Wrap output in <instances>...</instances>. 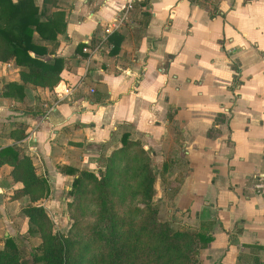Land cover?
<instances>
[{"label":"crops","instance_id":"1","mask_svg":"<svg viewBox=\"0 0 264 264\" xmlns=\"http://www.w3.org/2000/svg\"><path fill=\"white\" fill-rule=\"evenodd\" d=\"M34 2L42 18L65 22L39 55L63 66L55 84L27 82L15 99L2 85L21 81L23 66L0 61V144L17 145L47 177L42 203L71 187L69 168L97 169L126 132L158 178L173 180L174 205L209 226L222 264L240 251L264 259V0ZM33 40L44 42L35 30ZM11 168L0 165V245L26 221Z\"/></svg>","mask_w":264,"mask_h":264},{"label":"trees","instance_id":"2","mask_svg":"<svg viewBox=\"0 0 264 264\" xmlns=\"http://www.w3.org/2000/svg\"><path fill=\"white\" fill-rule=\"evenodd\" d=\"M52 0H43L50 3ZM45 6L39 7L34 0H0V61L14 58L22 65L21 81L9 80L2 85L1 93L15 99L24 97V85L52 86L60 78L63 58L54 56L47 60L39 55L47 51L46 41H56V34L65 27V22L56 15L42 18ZM37 31L44 42L33 40ZM116 51L122 40L121 34L109 35ZM83 43L78 44L81 50ZM33 53V54H32ZM12 165L10 173L22 186L15 189V197L25 196L27 204L21 208L27 217V233L38 234L40 242L31 252L32 261L42 264H83L89 256L96 255L97 264H117L130 261L132 264H183L190 252L207 247L212 239L209 226L204 223L196 230L173 227L168 222L157 220V208L153 205L158 169L140 139L128 138L125 132L120 146L115 147L97 168H69L77 173L68 193L77 203L91 196L98 201L94 219L88 221L78 238L70 232L55 229L43 204L38 199L49 194L47 177L36 172L30 155L21 152L15 144H0V165ZM163 170L167 164L163 163ZM161 174V173H159ZM140 194L143 207L134 205L119 211L116 200L124 202L128 189ZM139 209L141 221L132 222L128 215ZM82 231V230H81ZM13 234H7L0 245V264H28L19 243ZM193 244L191 248L187 245ZM256 262L260 259L254 256ZM124 264V263H123Z\"/></svg>","mask_w":264,"mask_h":264},{"label":"rangeland","instance_id":"3","mask_svg":"<svg viewBox=\"0 0 264 264\" xmlns=\"http://www.w3.org/2000/svg\"><path fill=\"white\" fill-rule=\"evenodd\" d=\"M100 165V164H99ZM155 168L156 164L154 163ZM99 167V166H98ZM101 167L103 168V163H101ZM96 173H98L97 169H92ZM173 180L165 178L162 182L159 178L155 181L156 191L153 195V205L157 208L156 217L157 220L161 223L164 221L168 222L169 225L173 227H187L189 230H196L197 227L193 226L190 223V220H193L191 217V212L187 210H179L177 206L174 205L172 201V192L174 186L172 185ZM167 186V189L164 188ZM68 189L63 190L58 195L57 202L45 201V205L42 203V199H38L37 203L43 204L48 215L50 216L54 228L61 230L65 233L70 232L74 237L78 238L83 234L84 228L83 226L90 220L94 219L97 215L98 211V201L88 196L81 201V203H77L71 194L68 193ZM136 190L128 189L124 202L120 203L118 198L116 200V206L119 211L127 208L128 206H136L138 208L143 207V201H141L140 194L135 192ZM47 197V196H46ZM53 198V197H52ZM27 198L23 197L22 204L20 205V214L24 217V214L21 211L23 205L29 203L27 202ZM48 206H47V205ZM26 217V216H25ZM129 219L132 222L141 221L142 215L139 209L133 210L128 215ZM16 230H14L13 235L17 239L16 241L19 243L21 251L23 253L24 258L28 260V264H42V262L32 261L31 252L36 249V245L40 242V238L38 234H29L27 233V217L25 220H20V224H16ZM82 230V231H81ZM2 234H0V242H2ZM193 246L192 243L187 245V248H191ZM246 250V249H245ZM250 251V250H249ZM252 251V250H251ZM250 251V252H251ZM243 251L237 254V259L235 260V264H264V259L255 261L254 255L251 253L250 257H245L242 255ZM248 252V251H245ZM213 252L212 249L208 247H199L198 249L191 251L189 257H187L183 264H222L221 263V252L216 253L215 257H212ZM257 256V255H255ZM258 257V256H257ZM99 260L96 255L89 256L83 262V264H97ZM99 263V262H98ZM132 264L130 261L122 262L118 261L117 264Z\"/></svg>","mask_w":264,"mask_h":264},{"label":"built area","instance_id":"4","mask_svg":"<svg viewBox=\"0 0 264 264\" xmlns=\"http://www.w3.org/2000/svg\"><path fill=\"white\" fill-rule=\"evenodd\" d=\"M133 0H127V8H129L130 7V4H131V2H132ZM112 23V22H111ZM116 25V24H115ZM112 28L113 27H111L110 25L109 26H106V28H105V30L106 31H111L112 30Z\"/></svg>","mask_w":264,"mask_h":264}]
</instances>
